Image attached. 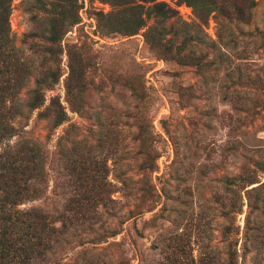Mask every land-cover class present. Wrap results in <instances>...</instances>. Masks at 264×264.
<instances>
[{
  "label": "rangeland",
  "instance_id": "1",
  "mask_svg": "<svg viewBox=\"0 0 264 264\" xmlns=\"http://www.w3.org/2000/svg\"><path fill=\"white\" fill-rule=\"evenodd\" d=\"M162 1L178 10L177 17L166 23L173 52L182 49V53H191L198 57L192 60L201 65L183 64L172 53L153 49L145 40V31L153 19L134 35H103L96 12L107 13L112 6L99 0H79L81 21L62 41L60 82L47 90L48 101L52 95L61 97L69 119L51 129V121L38 117L36 111L26 126L27 136L46 142L51 151L49 197L45 200L48 204L62 203V183L71 179L57 152L59 139L65 133L67 147L81 143L75 156L105 167V177L103 172L97 173L105 180L109 196L117 201L114 210L121 214L141 202L140 164L145 158L141 141L152 142L158 150L157 166L148 174V186L157 200L154 208L148 210L144 204L137 222L127 220L121 233L98 245L103 248L109 242L120 241L129 264H159L166 241L175 233L194 255L202 243L215 246L225 255L228 245L221 232L227 220L222 215L221 202L234 196L225 178L238 175L242 166L253 160L264 162V0L257 1L248 21L213 13L204 30L193 24L196 17L191 6L180 0ZM50 3L51 0L13 1L12 32L32 67L27 88L40 70L42 54L31 46L47 43ZM191 34L196 39L186 42ZM83 43L90 46L96 64L87 73L83 112H77L66 100V48L68 44ZM124 81L138 87L142 83L144 91L136 94ZM21 97L25 98L24 91ZM142 129L141 139L138 133ZM84 163L91 169L90 162ZM258 178L263 181L264 172L260 171ZM237 196H243L244 202L235 223L240 226L238 248L242 253L249 208L244 191L238 190ZM147 202H151L149 198ZM39 203L41 200L34 202ZM120 218L114 217L110 223L115 225ZM89 234L83 233L84 237ZM255 253L256 250L250 253L248 264H253ZM109 254L115 263L117 248L111 247Z\"/></svg>",
  "mask_w": 264,
  "mask_h": 264
},
{
  "label": "trees",
  "instance_id": "2",
  "mask_svg": "<svg viewBox=\"0 0 264 264\" xmlns=\"http://www.w3.org/2000/svg\"><path fill=\"white\" fill-rule=\"evenodd\" d=\"M13 1L0 0V264H129L120 241L109 242L103 248L98 245L121 233L127 220L133 218L137 222L144 204L148 210L154 208L157 200L148 186V174L156 168L160 153L152 142L141 141L145 155L140 164L143 171V184L139 188L142 191L141 202L127 214H121L114 210L117 201L109 196L105 180L97 173L103 172L105 177V167L81 155L75 156L81 143L67 147L65 141L68 134L65 133L59 139L57 152L60 153L63 169L71 175V179L62 183L65 191L60 205L46 203L50 187L48 162L51 151L46 142L29 138L26 126L36 111L38 117L51 121V129L69 119L61 97L52 95L48 101L47 90H53L60 82L61 55L64 51L62 41L81 21L79 10L82 6L79 0H51L47 43L42 47L31 46L42 54L40 70L33 84L27 88L32 67L16 44L12 32L10 18ZM99 1L112 6L107 13L102 10L96 12L98 27L103 35H134L153 19L145 31V40L153 49L172 53V57L180 63L201 65L192 60L198 57L191 53H182V49L173 52L174 44L168 37L166 23L177 17L178 10L166 1ZM257 1L180 0L193 8L196 17L193 24L198 30H204L213 13L248 21ZM193 38L196 39V36L191 34L185 40L189 42ZM66 50L69 67L65 78L66 100L72 110L83 112L82 98L88 89L87 73L96 64L94 54L85 43L68 44ZM124 83L136 94L139 90L144 91L142 83H139L141 87L133 82ZM23 91L25 98L21 97ZM139 136L142 139L143 129L139 131ZM84 162H90L91 169ZM260 171L264 172V162L253 160L251 164H244L238 175L225 178L234 193L233 197L221 202L222 215L227 220L221 232L228 245L225 255L208 243H202L198 254L194 255L190 248L188 251L180 234L175 233L172 239L166 241L164 258L159 264H248L253 250L256 253L252 256V263L264 264V180L258 178ZM234 185L239 188H234ZM238 190L244 191L249 208L242 253L238 248L240 226L235 223L236 214L242 212L244 202L243 196H237ZM148 198L151 202H147ZM37 200L41 203L34 204ZM30 202V206L22 207ZM118 216L121 218L112 225L110 221ZM135 227L141 235L140 228ZM84 232H89V236L84 237ZM113 246L118 253L115 263L109 254ZM77 247L80 248L76 250ZM70 250L74 252L66 256Z\"/></svg>",
  "mask_w": 264,
  "mask_h": 264
}]
</instances>
